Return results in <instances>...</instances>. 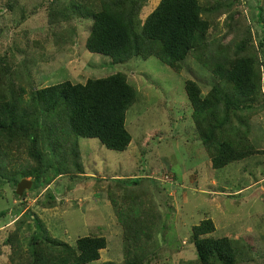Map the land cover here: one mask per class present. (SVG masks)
I'll return each instance as SVG.
<instances>
[{"label": "trees", "instance_id": "obj_1", "mask_svg": "<svg viewBox=\"0 0 264 264\" xmlns=\"http://www.w3.org/2000/svg\"><path fill=\"white\" fill-rule=\"evenodd\" d=\"M237 3L240 0H43L40 8L47 14L46 33L27 38L24 45L9 46L0 57V180L17 186L21 179L33 178V189L41 190L52 179L85 173L80 138L97 139L117 152H125L132 142L127 113L138 95L126 74L45 88L33 76L37 58L33 61L31 55L50 60L51 47L62 51L76 35V20L93 22L86 49L115 64L154 57L181 73L193 59L219 79L206 96L198 82H185L194 131L214 169L263 154L264 150L254 148L249 135L253 118L264 112V6L258 13L263 34L257 42L252 25L242 24L243 14L234 10ZM13 5L6 4L10 9ZM21 9L17 25L27 19ZM224 14L221 26L226 30L222 32ZM213 32L218 36L212 37ZM116 192L108 190L127 243L123 264H150L153 253L149 249L158 231L152 225L153 208L142 209V199L150 191L141 188L126 193L125 205L118 203ZM51 200L46 206H54L55 199ZM23 224L17 221L15 234ZM192 230L198 260L191 264H239V253L249 251L246 245H237L240 238L214 237L211 219ZM34 244L27 261L11 259L12 263L92 264L108 246L103 236L79 238L71 246L45 235Z\"/></svg>", "mask_w": 264, "mask_h": 264}, {"label": "rangeland", "instance_id": "obj_2", "mask_svg": "<svg viewBox=\"0 0 264 264\" xmlns=\"http://www.w3.org/2000/svg\"><path fill=\"white\" fill-rule=\"evenodd\" d=\"M42 1L0 0V57L9 46L24 45L27 38L46 33L47 14L40 8ZM13 2L12 9L6 6ZM261 6L264 0H240L234 6L243 14L241 23L252 25L257 42L263 34L257 22ZM22 7L27 19L17 25ZM226 16L220 20L222 32L226 30L221 26ZM92 23L76 20V35L62 51L51 47L50 60L32 54L33 61L37 58L33 76L45 88L66 81L85 84L89 78L126 74L138 95L127 113L132 142L125 152H117L97 139L80 138L85 173L52 179L41 190L33 189V184L21 198L16 197L17 186L0 180V264H13L11 259L27 261L28 250L45 235L71 246H76L79 238L103 236L108 246L101 251V259L92 264L125 263L123 249L127 243L108 190H117L118 203L125 205V194L141 188L150 191L149 197L142 199V209L153 208L152 225L154 231L158 230L149 249L153 253L150 264L197 261L192 229L207 219L215 224L214 237L240 238L237 245L248 247L249 251L239 253V264H264V153L214 169L194 131L185 82H198L206 96L219 79L193 59L186 62L181 73L154 57L115 64L109 57L86 49ZM15 57L22 59L17 52ZM251 125V143L264 150V112L255 116ZM51 199H55L54 206H46ZM17 221L24 224L15 234Z\"/></svg>", "mask_w": 264, "mask_h": 264}, {"label": "water", "instance_id": "obj_3", "mask_svg": "<svg viewBox=\"0 0 264 264\" xmlns=\"http://www.w3.org/2000/svg\"><path fill=\"white\" fill-rule=\"evenodd\" d=\"M33 181L28 179H22L16 187V194L18 197H22L25 191H28L32 188Z\"/></svg>", "mask_w": 264, "mask_h": 264}, {"label": "crops", "instance_id": "obj_4", "mask_svg": "<svg viewBox=\"0 0 264 264\" xmlns=\"http://www.w3.org/2000/svg\"><path fill=\"white\" fill-rule=\"evenodd\" d=\"M241 190H242V189H240L239 192H237V193H241V192H242Z\"/></svg>", "mask_w": 264, "mask_h": 264}, {"label": "clouds", "instance_id": "obj_5", "mask_svg": "<svg viewBox=\"0 0 264 264\" xmlns=\"http://www.w3.org/2000/svg\"><path fill=\"white\" fill-rule=\"evenodd\" d=\"M242 189V188H241Z\"/></svg>", "mask_w": 264, "mask_h": 264}]
</instances>
